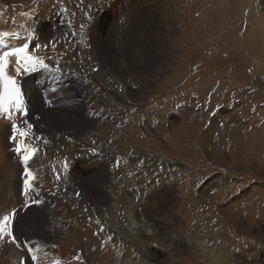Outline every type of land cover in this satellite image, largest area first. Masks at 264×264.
<instances>
[{"label":"rangeland","instance_id":"rangeland-1","mask_svg":"<svg viewBox=\"0 0 264 264\" xmlns=\"http://www.w3.org/2000/svg\"><path fill=\"white\" fill-rule=\"evenodd\" d=\"M86 1L64 8L59 0H0L5 31L33 13L28 50L43 61L40 79L53 89L40 92L28 82L33 74L27 72L35 69L23 70V91L33 105L17 126L25 130L29 122L44 137L31 139V130L18 135L36 147L30 164L42 201L24 212L20 156L10 142L11 126L2 130L0 214L19 209L21 247L27 241L38 264H64L65 248L72 252L68 264H107V245L114 243L123 254L114 238L89 231L86 213L82 218L63 201L58 189L66 175L73 178L71 196L87 212L105 211L102 218L118 215L111 208L128 198L154 236L143 240L154 247L157 264H216L199 249L200 239H210L226 264H264V0H116L109 14L102 0ZM59 14H67L65 22ZM48 20L62 22L54 29L66 35L55 34L52 47ZM101 173L105 184L116 177L117 204L93 198L89 185ZM84 194L92 197L86 201ZM5 242V261L11 255L9 264L24 258L33 264L25 250ZM126 255L134 257L130 249Z\"/></svg>","mask_w":264,"mask_h":264},{"label":"bare ground","instance_id":"bare-ground-1","mask_svg":"<svg viewBox=\"0 0 264 264\" xmlns=\"http://www.w3.org/2000/svg\"><path fill=\"white\" fill-rule=\"evenodd\" d=\"M51 0H47V3H49ZM72 1L73 0H59V2H61L63 4V7L64 8H69L71 5H72ZM88 1V0H87ZM86 1V2H87ZM102 8L105 9V7L107 8V6L110 7L109 10H105V12H107L108 14L111 12V11H114L115 9V4H116V0H113V1H110V0H102ZM130 1V0H129ZM127 2V1H126ZM76 4V3H74ZM126 4V3H125ZM4 8L3 7V4L0 2V9ZM37 8V7H36ZM7 9H9L7 7ZM76 9V8H74ZM4 10V9H2ZM11 10V9H10ZM21 10V9H20ZM1 11V10H0ZM13 11V10H12ZM36 11V10H35ZM110 11V12H108ZM11 12V11H10ZM18 12V11H16ZM25 12L28 13V11L26 10ZM43 12V11H42ZM36 13V12H35ZM34 13V14H35ZM13 14L15 15L14 11H13ZM24 14L26 16H24ZM33 13L30 12L29 14H26V13H23L22 14V19L21 21L19 22V24L17 25L16 21H14L17 25L16 28H11L12 29H7L5 31V29L7 28V25L5 24V21L8 20V17H7V20L4 18H1L0 16V29L3 33H7V37L6 39L8 40L9 42V45L11 46H14L15 48H19V47H25L27 46V48H31L29 46V42L27 40V43L25 42L26 39L28 38V34L27 33V28L26 26H28V22L30 21L31 17H32ZM46 15V14H45ZM49 15V14H48ZM16 18H18V15H15ZM15 16H13L15 18ZM21 16V15H19ZM12 17L10 16V19ZM15 18V19H16ZM21 18V17H20ZM18 18V19H20ZM13 19V18H12ZM10 21V20H9ZM8 21V22H9ZM13 22V23H14ZM30 23V22H29ZM8 24V23H7ZM11 24V23H10ZM9 24V25H10ZM42 27V26H41ZM124 27V26H123ZM9 28V27H8ZM29 32V31H28ZM134 32V31H133ZM19 33V35L17 36L16 34ZM22 33V34H20ZM32 34V33H31ZM66 36V35H65ZM71 37V36H70ZM30 38V37H29ZM65 41V40H64ZM70 41V40H69ZM73 41V40H71ZM76 43V42H75ZM79 43V42H78ZM58 45V44H57ZM78 45V44H77ZM251 45V44H249ZM67 46V45H66ZM82 46V45H81ZM70 47V45H69ZM255 47V45H254ZM83 48V47H82ZM63 49V48H62ZM68 50V47L66 48ZM34 50V49H32ZM70 51V50H69ZM29 52V50H28ZM51 52V51H50ZM54 51L52 50V53ZM59 52V50L57 51ZM79 52V51H78ZM258 52V51H257ZM30 53V52H29ZM36 53V52H35ZM39 53V52H38ZM49 53V52H48ZM50 53V55L52 54ZM72 53V52H71ZM56 54V53H55ZM54 54V55H55ZM59 53H57L56 56H58ZM66 54V53H65ZM73 54V53H72ZM37 55V54H36ZM52 54V57L54 56ZM60 55V54H59ZM85 55V54H84ZM49 56V54H48ZM63 56V55H62ZM61 56V57H62ZM68 56V55H66ZM70 56V55H69ZM68 56V57H69ZM51 57V58H52ZM59 57V56H58ZM57 58V57H56ZM53 59V58H52ZM62 59V58H60ZM70 59V58H69ZM72 59V58H71ZM63 60V59H62ZM68 60V59H67ZM65 60H63L64 62ZM58 62V60H57ZM66 62V61H65ZM69 62V61H68ZM56 63V62H55ZM77 63V62H76ZM88 65V64H87ZM49 67V65H47ZM56 66V65H55ZM78 66V65H76ZM95 67V66H93ZM97 67V66H96ZM58 68V67H57ZM55 69V68H54ZM59 70V68H58ZM76 70V69H75ZM89 70V69H88ZM55 71V70H54ZM53 72V71H52ZM78 72V71H77ZM43 73V72H41ZM45 73V72H44ZM12 74L15 76V72L12 71ZM32 75V74H31ZM95 77H97L98 80L102 81V73L101 72H98V73H95ZM91 89V88H89ZM30 91V90H29ZM21 92H24L23 90ZM31 97V96H30ZM22 114L21 113H16V112H13L12 113V116L11 118L9 119L7 116L5 115H2L0 114V160L3 159V154L1 152V142H2V137H3V132L2 130H4L6 128V125H7V122H13L15 123L16 125L17 124H21L22 122ZM51 118V117H50ZM47 119V118H46ZM24 129V128H23ZM74 146V145H73ZM239 146V145H238ZM70 147V146H69ZM82 147V146H81ZM72 148V147H70ZM79 148V147H78ZM83 148V147H82ZM80 149V148H79ZM38 150V149H37ZM81 150V149H80ZM73 151V150H72ZM44 152V151H43ZM74 152V151H73ZM72 152V153H73ZM75 153V152H74ZM39 154V153H38ZM63 154H66V153H63ZM44 155V154H43ZM47 156V161L49 158H51L50 156L46 155ZM42 157V155H41ZM38 159V158H37ZM43 159V157H42ZM41 160V159H40ZM50 160V159H49ZM69 160V159H67ZM71 160V159H70ZM51 161V160H50ZM72 161V160H71ZM18 164H19V161H17ZM35 162V161H34ZM33 162V163H34ZM61 162V161H60ZM67 162V161H66ZM52 163V162H51ZM62 163V162H61ZM68 163V162H67ZM17 164V166H14V174L16 175V172H17V175L20 173V169H19V165ZM58 164V163H57ZM60 164V163H59ZM55 166V165H54ZM57 167V166H56ZM59 167V166H58ZM114 167V166H113ZM47 169V168H46ZM64 168L62 167H59V170H56L58 172L59 175H63V171ZM86 170V169H85ZM55 171V170H54ZM53 171V172H54ZM63 171V172H62ZM83 171V170H82ZM74 173V172H73ZM93 175V174H92ZM114 174H111L112 178H108L107 180V183L105 184V176L101 173V175L97 176V177H94L92 178V181H91V185H89L91 191L93 194V198H98L97 200L99 202H101L102 205H106L110 200L108 197L111 198V203H116V201H114L115 199V195H116V191L115 189V186H116V177L113 176ZM55 176V175H54ZM73 179V178H72ZM70 179L68 176H64L63 178V182L61 181V189H58V191L60 192L61 194V197L64 199L63 201L66 202V204H68L69 208L74 212H80L82 216V218L84 217V213H86V219L88 222L90 223H93V225L90 226V228L92 230H89L92 232V234H107V237H111V238H114V241H116L117 243V246L120 248L119 250H123L124 252H122L123 254H121L119 251H118V248H112V246H116V244L114 243V245L110 246V245H107L108 249H107V255L106 257L108 259H106L108 261L107 264H133L132 261L133 259H142L143 261H147L149 263H156L155 261V258L153 257L154 255V252H153V246L152 244H149L147 243L146 241H144L143 239L146 238V237H150V238H154V236L152 235V232L151 230L149 229V226L145 223V217L141 214H139L137 212V210H134V208H132L131 206L132 205H129L128 204V198H124L122 199L123 200V204L118 201V208L117 205H114L111 209L113 212H115L116 214L118 215H113L111 217V219L109 218H106V217H101V215L99 213H104L103 211H95L92 207L91 210H88L87 212V209L85 210L84 207L80 206L73 197L71 196L72 193L74 194L75 190L73 191V187H71L73 185V180ZM89 179V178H88ZM17 180H20L19 178H17ZM79 181V180H78ZM16 182V180H15ZM59 182V181H58ZM88 182V181H87ZM36 183V182H35ZM52 183V182H51ZM54 183V181H53ZM79 184V182H78ZM80 184H81V180H80ZM52 185V184H51ZM53 185H56V184H53ZM52 185V186H53ZM88 186V185H87ZM20 187V185H19ZM59 187V186H58ZM56 188V187H55ZM75 188V187H74ZM80 188V187H79ZM18 193V187H14L13 184L12 186L10 187V194L14 196V194ZM107 192V195L104 193ZM58 193V192H57ZM76 193V192H75ZM4 194H6V190L4 191ZM91 195V194H90ZM124 195V194H123ZM84 196H86L84 194ZM97 196V197H96ZM162 196V195H161ZM166 196V195H165ZM88 197H92L91 196H88ZM88 197L86 196V201H88ZM76 198V197H75ZM163 199V198H162ZM161 199V200H162ZM0 200H2V195L0 194ZM85 201V202H86ZM82 202V201H81ZM96 202V201H95ZM97 203V202H96ZM67 206V207H68ZM120 206H122L120 208ZM253 206V205H252ZM61 210V214H64V216H68L69 213H66V211L62 208H59ZM124 209V210H123ZM123 210V211H122ZM139 211V210H138ZM58 212V211H57ZM71 212V211H70ZM52 214V213H51ZM3 215L0 214V219H2ZM141 218H144V221H141ZM249 220V219H248ZM82 222V221H81ZM174 222V221H173ZM87 224V223H86ZM94 224H98L100 226V228H103V230H100V228H97L94 226ZM76 225V224H75ZM79 225V223H78ZM107 225H110V228L107 229V228H104L105 226ZM174 225L172 224V227ZM84 230V229H83ZM95 231H99V232H95ZM86 232V230H85ZM90 232V233H91ZM156 233V232H155ZM104 240V239H103ZM107 242V241H106ZM172 242V241H171ZM2 243V246H4V243H7V242H0ZM105 243V242H104ZM174 243V242H173ZM63 245V244H62ZM104 245V244H103ZM197 245L199 246V249L207 256L209 257L211 260H213L216 264H226L225 262H222V260L220 259V256L218 255L217 256V251L214 249L215 247H213V243L212 241H210V239H206V240H203V239H200L199 241H197ZM0 246V247H2ZM105 246V245H104ZM103 249V248H102ZM127 249H130L133 253V256L134 257H127V255L125 256V251ZM106 250V249H105ZM6 251V250H5ZM4 249L1 248L0 249V264H9L7 262V260H11L13 258V256H9L8 259H6L5 261V257H6V253H5ZM61 254L63 255V247H62V250H61ZM72 254L71 250L69 248H65V252H64V255L63 256H60L61 259H63V263L64 264H68V256ZM220 254V253H219ZM221 255V254H220ZM151 257V258H149ZM112 258V259H111ZM150 259V261L148 260ZM224 260V258H222ZM48 260V258L46 259ZM121 260V261H120ZM13 262V261H12ZM106 262V261H105ZM91 264V263H90ZM157 264V263H156Z\"/></svg>","mask_w":264,"mask_h":264},{"label":"snow or ice","instance_id":"snow-or-ice-1","mask_svg":"<svg viewBox=\"0 0 264 264\" xmlns=\"http://www.w3.org/2000/svg\"><path fill=\"white\" fill-rule=\"evenodd\" d=\"M0 35L7 37L8 34L3 33ZM16 35L18 36L19 33ZM10 57H15L16 64L22 66L24 71H32L43 65V61L28 53L27 46L0 53V114L7 116L9 119L13 112L21 113L25 116L27 115L20 88L17 86L16 80L9 77L6 73ZM31 128L32 125L28 124L27 129L21 130L16 124H13V136L11 139L15 141L17 134L21 138L27 137ZM15 151L17 154L23 153L22 163L27 164L33 158L36 149L22 148L21 145H17ZM24 175V194L27 196L32 188V180L34 177L27 167L24 169ZM32 203L39 205L42 201L34 200ZM12 218V215H4L2 219H0V242L10 241L12 244L20 247L17 238L11 230ZM32 259L36 260L37 257L33 255Z\"/></svg>","mask_w":264,"mask_h":264}]
</instances>
